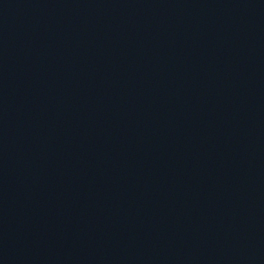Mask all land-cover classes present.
<instances>
[{
	"label": "water",
	"instance_id": "1",
	"mask_svg": "<svg viewBox=\"0 0 264 264\" xmlns=\"http://www.w3.org/2000/svg\"><path fill=\"white\" fill-rule=\"evenodd\" d=\"M0 264H264V0H0Z\"/></svg>",
	"mask_w": 264,
	"mask_h": 264
}]
</instances>
